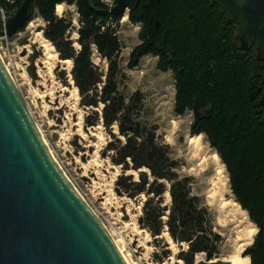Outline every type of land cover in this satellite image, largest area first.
<instances>
[{
  "label": "trees",
  "instance_id": "obj_1",
  "mask_svg": "<svg viewBox=\"0 0 264 264\" xmlns=\"http://www.w3.org/2000/svg\"><path fill=\"white\" fill-rule=\"evenodd\" d=\"M88 1L90 7L82 0H34L33 8L47 22L44 35L60 50L61 58L72 59V76L81 103L90 107L102 103L104 125L109 127L117 122L124 142L119 146L109 142L106 146L115 155L113 163L126 172L130 165L135 171L148 168L150 174L140 170L137 180L131 174L118 178L130 197L146 196L143 225L152 235L161 234L166 225L173 240L188 244L179 256L186 264H193L196 253L213 254L220 236L212 229L207 209L191 195L190 178L177 175V162L155 141L153 130L131 118L124 97L118 93L121 42L117 27L123 15L97 14L94 10L108 6L102 0ZM128 2L129 20L142 25V42L132 51L130 66H136L145 54L158 55L159 68L174 71L177 112L193 109L194 105L202 112L193 122V133L208 134L231 171L233 189L259 227L244 255L250 256L252 264H264V106L261 110L256 100L250 99L255 80L252 56L255 43L247 52L240 50L234 41L236 22L211 0ZM61 3L78 7V50L65 37L70 22L54 14L55 6ZM93 47L108 63L104 80L92 62ZM262 78L264 71L257 81ZM167 189L171 197L169 206L162 205ZM166 209L167 219L162 220Z\"/></svg>",
  "mask_w": 264,
  "mask_h": 264
},
{
  "label": "rangeland",
  "instance_id": "obj_2",
  "mask_svg": "<svg viewBox=\"0 0 264 264\" xmlns=\"http://www.w3.org/2000/svg\"><path fill=\"white\" fill-rule=\"evenodd\" d=\"M102 1L109 6L115 4V0ZM18 2L19 0H0V31L4 30L8 18L12 17L21 5L20 3L17 7ZM61 4L63 5L61 14L56 13V6L54 14L57 18L70 22L71 27L66 31L65 37L78 50L80 48L77 42V29L80 26L78 7L76 4ZM10 12L14 13L10 15ZM127 13L128 10L123 15H126V20L122 17L117 27L121 42L118 57L121 72L117 78L118 93L124 97L131 118L145 129L153 130L155 141L164 146L167 154L177 162L175 169L177 175L190 178L191 195L196 196L199 205L207 209L212 229L220 236V240L214 246L213 254L198 252L194 256L193 264L208 257L211 259L210 262L229 258L237 250V243L230 230L221 229L216 223L218 219L219 221L222 219L219 215V206L229 201V208L237 211L239 219L248 229L255 228L253 242L259 227L241 205L233 189L232 173L210 136L205 132L193 133L195 117L193 109L189 107L183 113L177 112L174 71L171 68L165 70L159 68V56L150 53L140 57L136 66H130L131 53L142 42L140 37L142 25L129 20ZM46 24L38 9L34 7L30 20L22 30L11 37H0V54L8 64L11 71L9 73L15 80L55 159L103 221L113 240L115 242L121 240L117 245L130 254L125 256L130 264H179L178 259L182 261L181 264H186L179 255L182 251H186L188 244L173 240L166 225L161 234L152 235L143 225L142 206L146 196L140 194L130 197L119 184L118 178L122 174H131L133 179L137 180L140 170L148 175L150 172L146 167L135 171L131 165L130 172L129 170L126 172L121 165L113 163L112 157L115 155L112 151H108L106 146L109 142L115 146L122 145L124 136L119 133L117 122L109 127L104 125L102 103H99L98 107L85 106L81 103V94L72 76L73 62L70 67L60 68L57 61L51 59V66H54L51 71L52 77H48V69L41 68L43 81L37 77L41 84L35 86L28 80L30 77L26 72L25 63L27 61L29 63V58L26 52L23 54L24 50L20 48L18 38L26 37L27 42L29 39L37 40L38 31L40 37L52 45L56 57L62 59L60 50L44 35ZM91 59L104 80L108 68L107 60L99 55L95 47L92 48ZM75 87L76 92L72 91ZM49 96L57 97V102L59 101L63 108L55 110L52 104L47 103ZM52 123L59 125L52 126ZM91 133L95 135L92 136ZM215 152L219 156L218 159L214 157ZM165 183L168 187L169 183L166 181ZM162 198V205L171 204L168 189L165 190ZM167 214L166 209L162 220L167 219ZM253 242L245 247L240 256V260L245 261L246 264H252L250 256L244 253Z\"/></svg>",
  "mask_w": 264,
  "mask_h": 264
},
{
  "label": "water",
  "instance_id": "obj_3",
  "mask_svg": "<svg viewBox=\"0 0 264 264\" xmlns=\"http://www.w3.org/2000/svg\"><path fill=\"white\" fill-rule=\"evenodd\" d=\"M211 1L238 25L237 47L248 50L254 42L256 57L264 58V0ZM33 4L23 0L0 37L16 34L30 20ZM128 6V0H115L94 12L124 15ZM25 43L26 37L18 38V44ZM36 57L35 51L26 68L33 84ZM193 111L196 120L202 112L195 105ZM209 260L195 264H231ZM0 264H127L103 221L51 154L1 57Z\"/></svg>",
  "mask_w": 264,
  "mask_h": 264
},
{
  "label": "bare ground",
  "instance_id": "obj_4",
  "mask_svg": "<svg viewBox=\"0 0 264 264\" xmlns=\"http://www.w3.org/2000/svg\"><path fill=\"white\" fill-rule=\"evenodd\" d=\"M63 5L62 4H58L56 5V13L57 14H61L62 10H63ZM126 15L123 16V20H126ZM32 26V23L30 24ZM29 25V26H30ZM34 26V25H33ZM32 26V27H33ZM36 36H38L39 38L37 40H31L29 39L27 43L20 45V48H22L24 50V52H26L27 57L29 58L31 56V54H33L35 51L37 52V57L35 58V67H36V73H37V77H40V81H43V75L41 73V68H46L49 70V75L48 77H52V73L51 71L53 70L54 66H51L50 60L51 59H55L57 61V65H60V68H65V67H70L72 65V59L66 58V59H59L56 57V52L52 51V45L49 44V42L46 39H42V37H40V32L37 31ZM37 44V45H36ZM1 53V52H0ZM25 55V56H26ZM0 57L2 59V61L4 62V64L7 67L8 72L11 73L8 64L5 62L4 57L2 54H0ZM28 61L27 63H25V66H28ZM39 64L41 66H39ZM24 74L27 72H25V70L22 71ZM9 73V74H10ZM28 74V72H27ZM11 75V74H10ZM29 75V74H28ZM12 77V76H11ZM30 79H28L29 81H31V76L29 75ZM13 79V78H12ZM15 82V80H13ZM40 81L36 78V83L35 86H37V84H41ZM39 82V83H37ZM32 83V81H31ZM70 83H72L70 81ZM16 84V82H15ZM17 86V85H16ZM77 88L75 87L74 89H72V91L76 92ZM64 92H66V90H64ZM77 95V93H76ZM78 96V95H77ZM47 97V96H46ZM50 97V96H49ZM57 97H50L47 100V103L52 104L53 108L55 110H59L61 108H63L62 104L58 101L57 102ZM77 99V98H76ZM64 117H66V115H64ZM63 119V118H62ZM58 121V119H57ZM62 122H64L62 120ZM58 123V122H57ZM37 124V123H36ZM53 124V125H52ZM52 126H58L59 124H55L52 123ZM99 127V126H98ZM38 130L41 133V130L39 129L38 125H37ZM95 129V128H94ZM93 129V130H94ZM90 130V129H89ZM90 132V131H89ZM42 137L43 134L41 133ZM90 135V134H89ZM92 136H94V133H91ZM200 136V134L198 135V137ZM91 137V136H90ZM44 139V137H43ZM45 143L47 144L46 140L44 139ZM48 146V144H47ZM49 148V146H48ZM50 150V148H49ZM51 151V150H50ZM51 154L53 155L52 151ZM54 157V155H53ZM214 157L216 159L219 158L218 154L215 152L214 153ZM55 158V157H54ZM56 160V159H55ZM57 161V160H56ZM58 163V162H57ZM89 163V162H88ZM59 164V163H58ZM59 166L61 167V165L59 164ZM84 166V165H83ZM61 169L63 170V168L61 167ZM82 169V167H81ZM64 171V170H63ZM130 172V170H129ZM65 173V172H64ZM72 182V181H71ZM73 183V182H72ZM229 201H225L223 204H221L219 206V215L221 216V221H219V219L217 220V224L220 226L221 229H226V230H230L232 233V236L234 237L235 242L237 243V250H235L234 254L231 255L229 258L223 259V261H229L231 264H246L245 261L240 260V256L241 253L243 252V250L245 249L246 246L250 245L253 242V238L256 234V230L253 227V229H248V227L246 226V224L239 219L237 211L236 210H231L229 208ZM236 203V202H235ZM238 205V204H237ZM125 209V208H124ZM125 214L126 211H125ZM218 215V214H217ZM218 215V216H219ZM219 218V217H218ZM216 221V220H215ZM125 223V222H124ZM128 224V223H127ZM216 224V225H217ZM257 228V227H256ZM166 235H168L167 233H164ZM169 236V235H168ZM113 239V238H112ZM114 241V240H113ZM121 242L120 239H118L116 242L114 241L115 246L117 247V249L119 250L120 254L122 255V257L124 258L125 262L127 264H130L127 260V258L125 256H129L130 254L128 252H125V249L122 248L120 249L118 247L117 244H119ZM123 242V241H122ZM123 252V253H122ZM211 260V259H210ZM209 260V262H210ZM221 260V259H220ZM202 261H207L206 260H202ZM216 261V259L214 260ZM177 262L179 264L182 263V261L180 259L177 260ZM199 262V261H198ZM133 264V263H132Z\"/></svg>",
  "mask_w": 264,
  "mask_h": 264
},
{
  "label": "flooded vegetation",
  "instance_id": "obj_5",
  "mask_svg": "<svg viewBox=\"0 0 264 264\" xmlns=\"http://www.w3.org/2000/svg\"><path fill=\"white\" fill-rule=\"evenodd\" d=\"M238 31H239V27H238L236 33L234 34V37ZM253 43L254 42L250 43L248 50H243V51H245V52L249 51L251 49ZM255 48H256V45L254 46V49H252V56H253V59L255 61V64H254L255 68L253 71V75H254L255 80L251 84L252 90H251L250 94L252 96H255L254 99L256 100V105L259 106V108H261V110H262V107L264 106V78H262L259 82L257 81V79L260 77L261 72L264 71V58L258 59L256 57V49Z\"/></svg>",
  "mask_w": 264,
  "mask_h": 264
},
{
  "label": "built area",
  "instance_id": "obj_6",
  "mask_svg": "<svg viewBox=\"0 0 264 264\" xmlns=\"http://www.w3.org/2000/svg\"><path fill=\"white\" fill-rule=\"evenodd\" d=\"M105 2V1H104ZM108 7H110L107 3H105ZM112 6V5H111ZM3 18H4V14H3Z\"/></svg>",
  "mask_w": 264,
  "mask_h": 264
}]
</instances>
